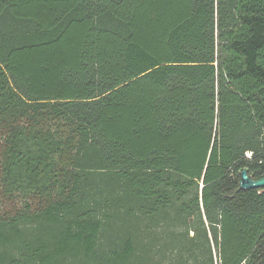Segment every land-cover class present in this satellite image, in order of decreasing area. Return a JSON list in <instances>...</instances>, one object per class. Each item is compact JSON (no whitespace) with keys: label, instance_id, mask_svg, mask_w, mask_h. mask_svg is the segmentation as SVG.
<instances>
[{"label":"trees","instance_id":"1","mask_svg":"<svg viewBox=\"0 0 264 264\" xmlns=\"http://www.w3.org/2000/svg\"><path fill=\"white\" fill-rule=\"evenodd\" d=\"M242 170L264 0H0V264H264Z\"/></svg>","mask_w":264,"mask_h":264},{"label":"rangeland","instance_id":"2","mask_svg":"<svg viewBox=\"0 0 264 264\" xmlns=\"http://www.w3.org/2000/svg\"><path fill=\"white\" fill-rule=\"evenodd\" d=\"M25 200L20 198H9L2 194L0 187V211L8 213L14 212L16 209L21 208L24 205ZM34 204V203H33Z\"/></svg>","mask_w":264,"mask_h":264},{"label":"water","instance_id":"3","mask_svg":"<svg viewBox=\"0 0 264 264\" xmlns=\"http://www.w3.org/2000/svg\"><path fill=\"white\" fill-rule=\"evenodd\" d=\"M264 187V177L259 180H252L246 170H242L240 172V183L239 189L240 190H249V189H256V188H263Z\"/></svg>","mask_w":264,"mask_h":264},{"label":"built area","instance_id":"4","mask_svg":"<svg viewBox=\"0 0 264 264\" xmlns=\"http://www.w3.org/2000/svg\"><path fill=\"white\" fill-rule=\"evenodd\" d=\"M245 157H246L247 159H250V158H251V153H250V152H246V153H245Z\"/></svg>","mask_w":264,"mask_h":264}]
</instances>
